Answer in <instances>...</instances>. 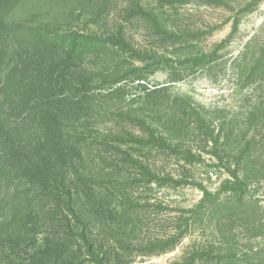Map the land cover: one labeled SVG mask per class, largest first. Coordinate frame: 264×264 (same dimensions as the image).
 Masks as SVG:
<instances>
[{
    "label": "rangeland",
    "instance_id": "rangeland-1",
    "mask_svg": "<svg viewBox=\"0 0 264 264\" xmlns=\"http://www.w3.org/2000/svg\"><path fill=\"white\" fill-rule=\"evenodd\" d=\"M0 23V264H93L54 177L109 264H264V0H0ZM147 126L192 163L113 140Z\"/></svg>",
    "mask_w": 264,
    "mask_h": 264
},
{
    "label": "trees",
    "instance_id": "trees-1",
    "mask_svg": "<svg viewBox=\"0 0 264 264\" xmlns=\"http://www.w3.org/2000/svg\"><path fill=\"white\" fill-rule=\"evenodd\" d=\"M44 35L46 39L52 40L54 42L59 41L57 38L58 36L56 34H53L52 32H44ZM69 35H71V37L75 36L78 39L80 38L82 39V42L87 43V44L95 43L96 45H100V44H112L113 43V41H110V40H103L95 36H89V35L75 32V31L71 32ZM7 41H8V38L5 35L4 28L1 26V23H0V48L3 47L5 43H7ZM263 67H264V49L262 50L260 56H258L255 59V62H254V65L251 71L252 74H258L259 72H261ZM150 68L151 66L148 65L143 70H137V71L135 70L131 73L135 76V78L141 80V79H144V76L142 75L143 71L144 70L148 71ZM86 74L89 76L90 79H92L93 81L99 82L105 88H111L120 82L118 80L119 78H107L106 76H103L94 71H86ZM149 74H153V72L149 71ZM146 131L149 135L148 139H135V138L118 139V138L113 137V140L120 141L121 143H124L127 145L131 144V145L139 147L140 149H144V148L153 149L154 148L156 150L163 151L166 154L180 157L182 160L186 161L187 163H192V158L189 154L180 152L179 150L168 145L163 138L156 136L155 132L149 126L146 127ZM90 139L92 142H99L101 140L98 135H92ZM215 156L219 158V155L217 153L215 154ZM35 171L39 174H43L46 172V170H44L41 166H35ZM147 175L150 176V173ZM233 177L237 181V186L236 187L229 186L226 191L232 192L234 194H238L240 193V191L243 192L244 187L238 181V176L236 175V173L233 174ZM154 179L157 180L159 183H164V184L165 183H170V184L176 183L172 180L160 179L158 177H155ZM52 181H53V193L55 194L63 193L67 195V200L65 202L64 209L67 212L68 216L71 218V221L69 223L72 224V230L77 238V241L82 244L83 248L86 251L87 256L90 259V262H92L93 264H109L110 263L109 259L105 258V253H103V250L100 247L101 243L98 239V236L93 237V235H95L94 230L96 228L94 226V221H95L94 217L92 215L85 214L84 212L78 210L77 208H74L73 195H75V192L72 187H69L68 189H66L64 185H62L57 180L56 177H54ZM208 198H209L208 193L205 192V199L203 200L202 203L205 206L209 207L213 202ZM184 233L177 236L173 240H170L169 243L171 244V246L176 245L180 241V239L184 236ZM213 259L214 258H212L211 256L205 253H198V254L191 256L189 259L184 261L182 264H196L198 261H211Z\"/></svg>",
    "mask_w": 264,
    "mask_h": 264
}]
</instances>
